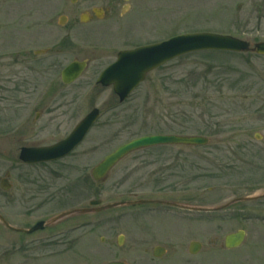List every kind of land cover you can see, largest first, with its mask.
<instances>
[{"label": "rangeland", "instance_id": "1", "mask_svg": "<svg viewBox=\"0 0 264 264\" xmlns=\"http://www.w3.org/2000/svg\"><path fill=\"white\" fill-rule=\"evenodd\" d=\"M25 1L0 0V214L14 227L30 228L67 209L90 208L91 200H101L94 208L124 204L67 217L31 236L0 225V255L9 248L12 264H105L114 259L133 264L147 257L139 245L145 229L165 238L170 247L159 264H264V197L215 212L125 203L152 198L215 207L262 194L264 55L189 53L149 73L121 103L112 88L96 82L116 55L93 51L96 45L132 48L205 31L262 42L264 0H131L129 10L120 7L103 21L79 25L78 50L94 43L93 48L69 52L66 47L60 63L86 53L92 63L70 84L63 83L61 69H35L52 54L41 53L32 68L16 63L18 54L34 55L66 33L68 27H59L57 15L67 12L70 1ZM13 55L15 61L7 57ZM93 108L101 110L100 118L69 155L55 162L20 160L22 147L65 139ZM154 134L202 135L210 142L138 149L110 169L107 178L92 177V169L116 148ZM5 181L7 189L2 187ZM70 227L89 233L78 243V253L50 259L56 246L35 243L36 237ZM239 229L247 232L244 243L226 248L225 236ZM194 239L203 247L190 255Z\"/></svg>", "mask_w": 264, "mask_h": 264}, {"label": "water", "instance_id": "2", "mask_svg": "<svg viewBox=\"0 0 264 264\" xmlns=\"http://www.w3.org/2000/svg\"><path fill=\"white\" fill-rule=\"evenodd\" d=\"M202 50H222L232 52H256L257 54L264 55V41L251 45L249 41L234 37L232 35H222L209 32L184 34L172 38L168 41L145 46L133 51H127L120 53L119 60L116 64L109 67L103 74L101 80L104 84L113 83L115 91L120 95L121 100H124L131 91L145 79L146 74L161 64L177 57L182 54H186L194 51ZM85 68L84 62H75L70 65L63 73V80L67 83L76 79ZM98 117V110L95 109L91 112L77 127V129L70 135V137L51 147L44 148H24L21 152V159L32 163L41 162L47 160L58 159L68 153L74 148V146L82 139L87 129ZM208 143V138L203 136H181V135H151L144 136L138 139H134L129 143L120 146L113 153L108 155L100 164H98L93 171L94 178L96 180L103 179L108 171L115 165L121 158L130 153L133 150L148 147L157 144H184V145H204ZM6 181L2 184L4 189L9 186L6 185ZM258 197H264V191L262 194L255 196L238 197L223 204L214 209H220L228 206L231 203L237 201L251 200ZM147 200H137L125 202L126 204L135 205L138 203H144ZM101 204L100 200H92L90 205L96 206ZM124 203L118 202L108 204L106 206L91 208V209H79L65 211L56 215L49 221H40L31 229H21L10 225L0 215V221L4 223L8 228L15 231H24L27 233L34 232L38 229H43L46 226L53 224L59 220L64 219L70 215L76 213H83L88 211H98L109 207L119 206ZM172 204V203H170ZM195 208V207H190ZM200 209H212V208H200ZM244 231H238L226 236L225 244L228 248L239 246L244 239ZM198 248L193 249L192 252H196ZM118 264V263H111Z\"/></svg>", "mask_w": 264, "mask_h": 264}, {"label": "flooded vegetation", "instance_id": "3", "mask_svg": "<svg viewBox=\"0 0 264 264\" xmlns=\"http://www.w3.org/2000/svg\"><path fill=\"white\" fill-rule=\"evenodd\" d=\"M21 1L23 2L25 0H21ZM28 1L31 2V0H26L24 2V4L26 5V3ZM69 1L71 3L70 6L66 5V7H65V8H67V12H64V13L57 15L58 16L57 17V24L59 25V27L63 28V29L68 27L66 33L64 35H62L55 42V44L47 46V48L44 50L35 51L34 55H30L27 51H24V54H22V55L18 54L16 57V59H17L16 63H20L23 65L25 64L28 67L32 68V65H33L32 63H34L36 61V59H38V57H39V55H41V53H44L42 55H46V54H52V55L50 57L51 60L49 62H47V63L42 62L41 63L44 66H40V68H38V67L35 68V69L41 70L42 72H47V71H50L52 69H55V70L61 69V73H62L64 68H66L72 61H75V60L85 61L87 64V68H86V70H87L91 67V63H92V57L90 56V53H86L85 55H83L82 58L80 57L81 59L79 58V56H76V57L74 56L73 59H71L66 65L60 63L61 61L59 60V58H61L60 56L64 53V50L66 47H68L69 52H71V50H74V49L78 50V47H79L78 40L79 39H78V35L75 34V31L77 30L79 25L88 26V25L93 24V23H98L100 21L107 19V17L110 16L111 14L114 15L118 9H121L120 7H122V11L124 12L125 9L129 10L130 6H131V0H69ZM29 14H25V18H28L27 16ZM30 16H29V18H30ZM2 17H4V16H2ZM32 17H33V15H32ZM5 27H7V26L3 25V28H5ZM3 37H4V35L0 34V38H3ZM87 41H90V39H87ZM92 42L93 41H90V43H92ZM82 44H84V43H81L80 45H82ZM144 44H152V43H144ZM144 44H140V46L144 45ZM93 45H94V43L87 45V46H82L83 50L79 49L78 52H84V51L90 52V49L93 48ZM54 46H56V47L54 48ZM134 48L135 47L121 48V49L114 50L111 46L106 44V46L96 45V48L93 49V51L107 52V54H109V56L111 55L110 53L113 52V54L116 55V58H117L118 54L121 51H127V50H131ZM20 56L22 57L21 60L19 59ZM7 57H9L10 60L15 61L14 55L13 56H7ZM116 58L113 61L111 60V62H109L107 65H105L102 68V70L106 66H109L111 63H113L116 60ZM102 70H101V72H102ZM96 82H97V80H96ZM64 84H66V83H64ZM108 88L113 89L112 86H109ZM39 115L40 114H38L36 116V118H39ZM47 145H50V144H47ZM47 145L38 144V145H32V146L30 145L29 147H39V146H47ZM155 200L157 202L150 203L147 205L164 206L163 203H159L158 199H155ZM165 206H167V205H165ZM161 211L165 212L164 210H161ZM0 225L3 226L2 224H0ZM3 227L6 228L5 226H3ZM80 228L81 227L64 228V229L58 230L53 236H45L44 235L42 237H36L37 242H35V243L43 244V243H49L50 242L49 243L50 245L56 246V248L53 249V251L50 255V259H58V258L62 257V254H64V253H67V254L70 252L78 253V251H79L78 250L79 249L78 243L85 237V234H89V233H82V232L78 233L77 231H80ZM6 229H8V228H6ZM142 231H143V233H140L141 236L139 238V241H140L139 245H144L143 251H144V254L148 258L147 257H141L139 259H134L133 264H159L161 262V259L164 257V255H166V253H168V250L170 248L169 245L166 243L165 238H163L162 236H159L155 233H150V232L145 233V229H142ZM20 234H22V233H20ZM33 234L34 233L25 234V235L31 236ZM181 236L182 235H180L179 237H181ZM30 241H31V238H28L27 243L31 244ZM177 241L180 242L179 239H177ZM192 241H196L199 243V246H200L199 252H200L202 247H203V243L201 242V240L194 239V240H191V242ZM190 243L188 246L189 253H190ZM37 247H39V246H37ZM196 247L197 246H194L193 248H196ZM26 250L31 251V248H28ZM190 255H196V254L190 253ZM4 256H7V257L4 258ZM11 258H12V254L10 252V249L7 248V250L0 255V260L3 261V262H1V264H12ZM40 258L41 257H37L33 261H37L36 259H40ZM113 261H119V262H123L124 264H130L125 259H114V260L109 261L107 263H110ZM107 263H105V264H107Z\"/></svg>", "mask_w": 264, "mask_h": 264}, {"label": "bare ground", "instance_id": "4", "mask_svg": "<svg viewBox=\"0 0 264 264\" xmlns=\"http://www.w3.org/2000/svg\"><path fill=\"white\" fill-rule=\"evenodd\" d=\"M93 128V127H92ZM91 131V130H90Z\"/></svg>", "mask_w": 264, "mask_h": 264}]
</instances>
